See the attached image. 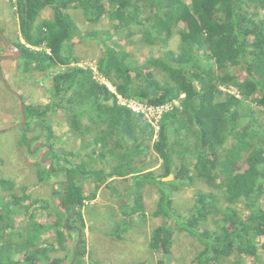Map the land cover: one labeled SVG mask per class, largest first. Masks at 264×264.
I'll return each instance as SVG.
<instances>
[{
    "label": "trees",
    "instance_id": "16d2710c",
    "mask_svg": "<svg viewBox=\"0 0 264 264\" xmlns=\"http://www.w3.org/2000/svg\"><path fill=\"white\" fill-rule=\"evenodd\" d=\"M11 7L20 33L12 43L20 51L13 60L17 71L23 80L42 85L49 98L48 103H30L8 83L24 102L21 145L31 154L42 137L34 156L48 150L47 161L28 160L15 168L29 164L30 170L33 164L35 184L53 175L51 197L59 199L61 210L52 212L47 201L27 194L24 176L23 185L16 184L19 177L14 182L1 176L0 189L9 199L0 195V264H78L74 258L87 254L83 208L107 179L87 167L88 157L110 142L117 152L113 132L104 135V124L110 126L113 116H137L140 154L151 152L155 163L160 160L157 170H140L141 221L147 215L142 187L149 184L158 195L150 215L163 221L151 229L147 247L160 258L137 264H186L172 259L175 232L201 246L191 264H246V256L251 264H264V0H15ZM47 8L52 16L42 18ZM74 14L89 27L80 28ZM102 19L108 21L106 30L96 27ZM112 31L121 34L119 44L109 43ZM135 32L137 41L131 40ZM175 37L173 49L169 45ZM84 41L96 43L100 55L93 63L118 94L151 105L177 101L157 131L142 115L118 105L90 68L77 64L92 62L74 52V44ZM0 43L8 48L1 35ZM158 45L141 62L133 50ZM0 73L4 76L1 65ZM222 85L234 86L241 97L223 92ZM53 111H62L80 141L78 152L56 147L49 119ZM90 124L101 131L89 141ZM137 140L134 136L131 146H124L126 160L139 148ZM59 172L64 178L58 181ZM171 174V180L164 179ZM91 179L95 187L85 194L84 183ZM193 184L198 186L193 202L186 201L190 210L182 214L174 206V192ZM36 203L48 216L41 223ZM18 210L25 217L15 220ZM66 247L72 248L71 262L50 255ZM18 253L20 259L14 257Z\"/></svg>",
    "mask_w": 264,
    "mask_h": 264
},
{
    "label": "rangeland",
    "instance_id": "374dc122",
    "mask_svg": "<svg viewBox=\"0 0 264 264\" xmlns=\"http://www.w3.org/2000/svg\"><path fill=\"white\" fill-rule=\"evenodd\" d=\"M1 1L2 0H0V2ZM13 1L15 0H6V3L4 5L0 3V29L3 31L2 34L4 38L7 39L8 42L11 44L20 37L17 14L15 12V9L11 7V2ZM51 16L52 10L50 8H47L42 11V18H50ZM74 19L76 20V22H78L80 28L83 27L84 29H86L89 27V23L85 22L81 15L77 16L76 14H74ZM107 23L108 21L106 19H102L100 24L96 27L98 29L106 30L108 27L106 26ZM84 33L85 32L82 31V34ZM111 34L113 38L109 41L110 44H119L122 41L121 34L115 33L114 31H112ZM134 34L135 35L131 37V40H139V34L136 32ZM177 44L178 40L177 37H175L171 40L169 47L176 49ZM0 47L3 49L0 51V58H2L0 65L4 72V78L11 85V87H15L17 90H19V93L22 95L24 100L26 98V100L28 99L27 101L30 103H48L49 98L44 96L42 91V85H35L31 80V82L29 81L30 85L28 84L26 86V81H24L20 76V71H17V63L13 61L15 59L7 58V56H12L14 54L13 49L9 47L3 48L4 46L1 43ZM139 48L140 46H135L133 50L136 52V55H138V57L140 58L139 61L141 62L145 56L149 55L150 50L156 51L160 47L159 45L152 47L144 46L143 48H141V51H138ZM73 49L75 54L83 60L93 62L100 55V51L96 47L95 42H77L76 44H74ZM26 90H31L32 93L30 96H28L29 94ZM61 112L62 111H53L49 114V119L52 124L53 132L58 134H55L57 136V139L59 138V135H61V133H59L60 131L54 127V122L59 123L65 120ZM20 120L21 117L19 112L18 98L12 93L5 90L0 80V129L6 130L4 132H0V157L2 158V164L0 165V177H13L12 180L14 182L16 173L11 174V171L14 170L16 172L14 164L15 161H17L16 163L25 164L29 160L30 163V160L41 158L42 153L48 151L44 149L43 151H41V153L38 152L36 156H34V152L28 154L25 147L21 145V134H23V131L19 128L18 125ZM15 124H17V126ZM14 125L15 128H13ZM41 134L43 136V132ZM41 140L37 142L39 143V145L41 144ZM37 143L33 144L32 150L34 149ZM28 165L29 164L23 165L22 168L24 171H26V175L29 173V175L24 176L23 180L24 182L27 181L29 183L27 184V187L30 185H35L34 182L38 179L37 171H35L34 168H31L29 170ZM51 176L53 177V175ZM51 176L48 180L46 179L41 184L42 186L40 188V191L42 196L44 197L42 202L45 203L47 201L49 203L50 200H52L53 208L61 210V207L59 206V199L51 197V188L49 186V184L52 183ZM56 176H54V179L58 181L64 178V175L63 177H60V175ZM171 179L172 178H168L166 180ZM21 182L20 185H23ZM85 186L86 183H84V187ZM197 187L198 186L196 184H193L192 186H186L181 190L174 192V195L176 197L174 198V206L175 208L180 207V211L182 212V214H187V212H189L190 208L188 203L191 204L193 202V197L197 191ZM112 189L115 192L114 197H119V192L124 190L125 187L115 185ZM132 190H138L136 185L132 188ZM29 192L30 194L34 193L33 191ZM0 195H2V197L5 199V202L8 201L9 196L5 197L4 191L2 189H0ZM157 198V193L153 188H151L148 197L145 201V203L147 204L146 206L148 215L142 218L144 219V221H141L140 217V228L142 226L144 227L142 230H140V232H136L137 235H130L131 228L127 230V234L124 233L125 231L123 230V228H127L128 226L125 224L124 219L120 218L117 210L110 202H108V200L92 202L87 206L85 205L86 207L83 208V216L85 222L88 224L87 227L89 228L88 238L85 235L86 248L88 247V249L86 255L74 258V261H78V264H137L140 261L144 260L143 256L145 254V246L147 242H149L151 229L160 225L163 221L161 217L153 219V217L150 215V211H152L156 206ZM262 201L264 203V195L262 197ZM40 204L41 203H36L35 205H33L34 208H38L36 209L37 215L35 217L39 219V223H41L45 219L43 214L38 213L42 210ZM185 204H187L186 208L182 209ZM184 210L185 212H183ZM18 212L23 213L22 210H18ZM44 214L46 216V212H44ZM242 214L243 216L246 215L245 212H243ZM17 217L18 215L15 216V220ZM16 224L20 225V222H17ZM73 234L74 237H77L76 233ZM127 235H130L127 239L128 241L119 240L120 238L125 237ZM175 236L176 239L175 245L172 249V259H176V261L178 262L180 261L186 264H191L193 256L197 254L199 249H201V246L194 238L184 232H175ZM138 237L140 238L141 243L136 242ZM42 238L44 240H47L44 236H42ZM146 251L148 252V247H146ZM259 254H262L261 250L259 251ZM50 255L52 257H64L66 258V262H71V260H73L71 247H68L65 250L58 252L51 251ZM14 257L20 259L21 253H18ZM244 260L246 264H251V260L247 256L244 257Z\"/></svg>",
    "mask_w": 264,
    "mask_h": 264
},
{
    "label": "crops",
    "instance_id": "0c3cea01",
    "mask_svg": "<svg viewBox=\"0 0 264 264\" xmlns=\"http://www.w3.org/2000/svg\"><path fill=\"white\" fill-rule=\"evenodd\" d=\"M0 3L4 5L6 3V0H2ZM24 81H26L25 83L26 86L28 84L30 85L31 80H24ZM26 91L29 94L28 96H30L32 93L31 90H26ZM123 117H127V118L122 120ZM137 120H139L137 116H118L115 118L113 116L112 121L110 120V126H108L107 124H104L105 125L104 135L108 137L110 136L108 135V132H110L111 134L113 132L114 138L117 140L118 144L115 147L117 152L115 154L113 153V148H112L113 142H110V145L105 146L104 149H101L103 147L98 145L97 150L94 152V154L93 155L90 154V156L88 157L89 165L87 166L89 169L97 170V172H99L100 175L106 176L107 179L103 184H101L100 188L96 191V196L93 199L86 200L87 202L86 206L92 202L108 200V202H110L114 206V208L117 210L120 218L124 219L126 225L128 224L127 228L125 227L123 228V230L125 231L124 233L127 234V230L131 228L130 235H137L136 232H140V170L142 172H147L148 170H157L159 168V163H160V160L158 161V163H155L153 159L154 156L151 152L148 153L147 155H144L143 153L140 154L141 152L140 151V129L138 130L134 129L138 126ZM54 123H55L54 127L60 131L59 133H61L57 141L58 143L57 147H62L65 151L70 150L73 153L78 152L80 149V141L74 139V135L71 134V132L69 131L66 121L63 120L62 122H59V123L54 122ZM112 124H115V125H112ZM15 125L13 126V128H15ZM89 126H90V130L88 133V138L90 141L92 140V136L99 133L101 130L99 127L95 125L90 124ZM55 128H54V131H55ZM123 132L127 133L128 135L124 134ZM55 134L58 135L57 133ZM134 136H136V138L138 139L136 142V145L139 146V148L137 149L136 153L130 158V160H126L123 157V155L125 154L124 146H131ZM122 139H125L126 141L123 142ZM121 144H124V145H121ZM88 151L89 152L92 151L91 146L88 148ZM16 162L17 161H15V163ZM31 165H32L31 168H34L33 164ZM62 173L59 172L60 177H63L64 173L63 174ZM25 174L26 172L22 169V167L16 166V177L15 178L19 177L16 183L17 185H20L22 176H27ZM27 184L29 183L26 182V185ZM41 184L42 183H36L35 185L28 186L27 194H30L29 191H33L34 193L30 194L32 195L33 198L37 197V198L44 199L40 191V188L42 186ZM115 185L125 187L124 190L119 192V195H120L119 197H114L115 192L113 191L112 188ZM135 185L138 188V190L136 191L132 190V188ZM94 187H95V181H93L92 179L86 182L85 194L91 193ZM150 190L151 189H149V184L144 185L142 187L143 200H144L145 206L147 205L145 201H146V198L148 197ZM135 200H137V204H135ZM134 204L137 205V207ZM49 205L53 212L54 208L52 205V200H50ZM132 208L136 210V212L133 213ZM56 211H59V210H56ZM38 213L39 214L41 213L45 216L43 210L39 211ZM16 215H18L20 219L25 217L24 213H20V212H17ZM87 226L88 224L86 223L84 232H85L86 237L88 238L89 228ZM130 235L122 237L119 240L128 241L127 239L129 238ZM136 242H140L139 237ZM146 247H147V244L145 246V254L143 256L144 260L146 259V260H151L155 262L156 260L160 258V255L158 253H152L151 251H149V249L147 252ZM58 251H62V250H56V252Z\"/></svg>",
    "mask_w": 264,
    "mask_h": 264
},
{
    "label": "built area",
    "instance_id": "2783aa9c",
    "mask_svg": "<svg viewBox=\"0 0 264 264\" xmlns=\"http://www.w3.org/2000/svg\"><path fill=\"white\" fill-rule=\"evenodd\" d=\"M38 49V48H36ZM47 53H49V50L46 49ZM79 66L83 68H90L93 72L94 78L99 80L100 83H105L109 89L114 93L116 97V103L120 106H124L128 109H130L135 114L142 115L143 119L147 120L150 124H152L155 128V131L159 129V122L163 116V114L168 111L174 104L177 103L176 100L174 102H167L162 103L159 105H151L149 103H144L142 101H139L138 99L134 98H127L120 94H118L115 89L106 81L104 77L99 75L98 70L96 68V64L93 62H86L81 61L77 63ZM223 92L232 94L238 98H240V92L234 87V86H225L222 85L219 87Z\"/></svg>",
    "mask_w": 264,
    "mask_h": 264
},
{
    "label": "water",
    "instance_id": "95a60500",
    "mask_svg": "<svg viewBox=\"0 0 264 264\" xmlns=\"http://www.w3.org/2000/svg\"><path fill=\"white\" fill-rule=\"evenodd\" d=\"M0 35H1V37L5 40L7 46H8L9 48H12V49H13V52H14V54H13L12 56H7V58H9V59H15V58L19 57V56H20V51L18 50V48H17L15 45L9 43V42L4 38V36H3V34H2L1 31H0ZM1 60H2V58H0V62H1ZM0 80H1V83H2V86L4 87V89L7 90L8 92L12 93L13 95H15V96L18 98V101H19V112H20V117H21V120H20V122L18 123V125H19L21 128H23V127H24V124H25V122H26V116H25V112H24V102H23V99L19 96V94H18L16 91H14V90L8 85V82L6 81V79L4 78V76H3L1 73H0ZM29 141H30V140H28L27 144H29ZM38 145H39V143L36 144V146L34 147V149L32 150V152H34V151L36 150V147H37ZM46 152H47V151H46ZM46 152L42 153V155H41V159H43L44 161H47V160H48V158H47V159H44V156H45ZM172 177H173V175L171 174V175H169L168 177H165L164 179L166 180V179H168V178H172Z\"/></svg>",
    "mask_w": 264,
    "mask_h": 264
},
{
    "label": "clouds",
    "instance_id": "9594fccd",
    "mask_svg": "<svg viewBox=\"0 0 264 264\" xmlns=\"http://www.w3.org/2000/svg\"><path fill=\"white\" fill-rule=\"evenodd\" d=\"M27 46H30L29 44H26ZM15 96V95H14ZM20 96V95H19ZM16 126H17V124H16Z\"/></svg>",
    "mask_w": 264,
    "mask_h": 264
}]
</instances>
